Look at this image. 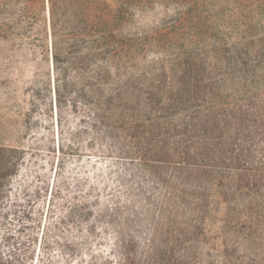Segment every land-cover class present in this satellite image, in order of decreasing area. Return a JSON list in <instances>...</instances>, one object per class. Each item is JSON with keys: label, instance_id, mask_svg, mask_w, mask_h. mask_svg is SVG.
<instances>
[{"label": "trees", "instance_id": "trees-1", "mask_svg": "<svg viewBox=\"0 0 264 264\" xmlns=\"http://www.w3.org/2000/svg\"><path fill=\"white\" fill-rule=\"evenodd\" d=\"M46 3L56 47L86 42L91 57L134 62L163 55L127 76L112 72L120 60L102 62L109 75L80 88L76 156L89 147L108 161L93 163V176L79 166L61 177L60 143L51 199L76 226L108 232L118 264H173L196 238L221 236L227 249L244 211L264 197V0H17V26L39 24ZM156 8L149 32L118 38ZM37 152L0 143V264L35 260L37 204L50 188Z\"/></svg>", "mask_w": 264, "mask_h": 264}, {"label": "rangeland", "instance_id": "rangeland-1", "mask_svg": "<svg viewBox=\"0 0 264 264\" xmlns=\"http://www.w3.org/2000/svg\"><path fill=\"white\" fill-rule=\"evenodd\" d=\"M0 2L6 4L0 3V143L26 149L37 146L40 152L36 157L44 164L39 171L50 181L49 192L37 204L42 226L35 231L39 239L32 248L33 264L38 260L42 264H118L109 244L113 237L108 232L100 229L95 237L87 231V223L76 226L68 220L71 213L62 209L61 199H51L60 166L58 147L64 143L66 153L61 177L71 179L79 166L86 167L93 176L95 162L98 169H105L108 159H99L89 147L82 158L76 156V127L83 114L81 110L76 113L77 92L84 84L95 83L94 75H109L107 68L101 69L102 62L120 60L121 68H113L112 72L127 76L140 73L163 55L151 51L134 62L126 57H91L94 52L86 42L70 40L56 47L51 38L47 3L34 15L40 23L27 28L16 24L20 13L15 9L17 0ZM162 13L161 8L154 9L145 20L124 28V35L118 38L144 35ZM34 90L37 97L33 96ZM33 99L37 106L27 125L26 112L32 108ZM29 164L23 165V173ZM247 213L245 210L242 222L229 233L227 249L221 244V236L196 238L177 248L178 260L173 264H264V197L253 202L250 214ZM216 223V227L221 226L218 220Z\"/></svg>", "mask_w": 264, "mask_h": 264}]
</instances>
